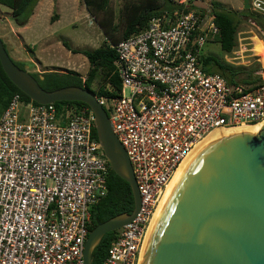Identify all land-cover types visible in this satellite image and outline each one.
Here are the masks:
<instances>
[{
  "label": "built area",
  "instance_id": "built-area-1",
  "mask_svg": "<svg viewBox=\"0 0 264 264\" xmlns=\"http://www.w3.org/2000/svg\"><path fill=\"white\" fill-rule=\"evenodd\" d=\"M249 3L264 17V0ZM205 16L166 11L139 33L108 41L122 88L97 98L127 152L141 207L100 264H139L163 194L199 143L264 122L263 61L249 90L208 72L202 49L220 30L213 13L202 24ZM95 129L88 109L60 113L13 97L0 117V264H84L91 210L107 196L111 169Z\"/></svg>",
  "mask_w": 264,
  "mask_h": 264
},
{
  "label": "water",
  "instance_id": "water-1",
  "mask_svg": "<svg viewBox=\"0 0 264 264\" xmlns=\"http://www.w3.org/2000/svg\"><path fill=\"white\" fill-rule=\"evenodd\" d=\"M243 3L244 10H250L249 0ZM193 5L206 12L202 24L214 12L202 0ZM0 62L12 83L39 105L86 104L111 169L131 186L133 211L97 225L86 241L84 264H93L104 237L130 224L141 207L127 152L90 90L78 86L45 90L31 72L15 63L1 38ZM259 125L208 139L185 161L159 206L139 264H264V122Z\"/></svg>",
  "mask_w": 264,
  "mask_h": 264
},
{
  "label": "trees",
  "instance_id": "trees-1",
  "mask_svg": "<svg viewBox=\"0 0 264 264\" xmlns=\"http://www.w3.org/2000/svg\"><path fill=\"white\" fill-rule=\"evenodd\" d=\"M39 1L40 0H0V6H4L11 10L12 20L18 26H26ZM83 1L88 12L92 16L96 19L99 16L102 17L99 20V25L104 30V33L109 40L113 43H117L120 40L126 39L133 34L144 30L150 20L162 16L166 11L171 12L175 9L182 10L186 8L204 12V10L196 8L192 2L189 3V5L175 4L174 0H146L145 2L129 3L126 5V23L120 28L118 25L114 24V16L110 7L111 0ZM161 1L162 3H160ZM219 6V4L213 5L215 23L220 30L217 39L221 44L222 50L226 53H231L237 46V34L240 20H237L233 15L222 10ZM244 12L247 15V18L253 20L252 24L264 35V19H259L253 13H247V10H244ZM55 17L56 16L51 19L53 22L56 21ZM108 41H105L102 46L93 51L73 50L74 53L84 55L91 66L86 78L75 71L66 73L57 71L46 72L43 74L31 73L38 80L42 88L48 91L68 86H78L90 90L97 97L118 93L121 91L122 85L119 76L116 73L115 61L117 59V53L110 47ZM64 44L66 47H69L67 43ZM202 60L207 71L212 64L217 65L221 70L219 71L221 75L233 86H243L249 90L261 81V79L256 76L260 70V65L246 73L244 72V77L240 78V73L238 71L222 65L216 58L203 57ZM15 63L22 69H26L25 63L18 61H15ZM97 79L100 80V85L96 90L94 89V83ZM108 85L112 87L113 93H110L107 90ZM16 94L20 95L26 102L31 101V99L19 90L18 87L7 77L0 62V117L8 108ZM54 105L60 113L67 109H88V111H91L90 108L82 102H58ZM94 134L97 137L96 129L94 130ZM107 188L108 193L106 198L91 210V231L97 225L111 219L112 217L122 213H131L134 209V198L130 184L116 175L112 169H110ZM116 234L117 232L115 231L104 237L103 241L93 254V264H100L106 258L111 242Z\"/></svg>",
  "mask_w": 264,
  "mask_h": 264
},
{
  "label": "rangeland",
  "instance_id": "rangeland-1",
  "mask_svg": "<svg viewBox=\"0 0 264 264\" xmlns=\"http://www.w3.org/2000/svg\"><path fill=\"white\" fill-rule=\"evenodd\" d=\"M145 1L146 0H111L110 7L114 16V24L121 28V26H124L126 23V5ZM193 1L194 0H187L184 5H189V3H193ZM202 1L212 7L215 4H219L222 10H225V12H228L237 20H240L237 46L234 51L231 53L224 52L217 37L210 36L202 49L203 57L218 59L222 65L238 71L240 73V78L244 77V72L246 73L253 68L255 69L258 65H261L263 68L264 58L260 59L256 54L260 53L264 55V35L252 24L253 20L247 18L244 12L243 0ZM160 3H162V1ZM41 4L43 9V16L40 24L41 28L36 26V22H33L29 26H18L12 20L11 10L4 6H0V38L6 45L7 51L12 59L25 63L26 69L29 72L42 74V72L38 71L37 67H33V64L22 58V55H26L27 57L31 56L27 54L29 51L28 48H34L33 44L37 42L40 34L55 35V49H60L62 47L61 44H57L56 38H61L62 41L68 42L72 48L90 51L96 50L102 46L105 41L109 40L104 30L99 25V20L102 17L99 16L96 19L92 16L88 12L83 0H43ZM247 13L252 12L247 10ZM254 15L259 19H264L261 15ZM54 16H56L55 19L57 21L53 23L51 19ZM35 37H37V39H35ZM50 39H54V37L51 36ZM14 47L18 48L21 53L17 54L14 51ZM73 60L86 61L87 68L85 67L83 70L88 69V72L90 71L91 66L84 55L78 54L74 56ZM261 61H263V63ZM80 68L82 67L80 66ZM71 71L72 70L64 69V72ZM219 71L221 70L215 64H212L208 68V72L221 75ZM86 76L84 78H86ZM256 76L258 77V75ZM99 85L100 80L97 79L94 83V89L97 90Z\"/></svg>",
  "mask_w": 264,
  "mask_h": 264
},
{
  "label": "crops",
  "instance_id": "crops-1",
  "mask_svg": "<svg viewBox=\"0 0 264 264\" xmlns=\"http://www.w3.org/2000/svg\"><path fill=\"white\" fill-rule=\"evenodd\" d=\"M42 1L43 0H40L36 5L33 15L26 26H29L33 22H36V26L38 28H41L40 24H41V18L43 16V9L41 4ZM185 1L187 0H179V1L174 0V3L184 4L186 3ZM51 36L54 37V39H50ZM35 39H37V37H35ZM54 40H55V35L40 34L39 38L37 39V42L33 44L34 48L31 47L28 48L25 42L29 50L27 54L28 55L30 54L31 56L27 57L26 55H22V58L25 61L33 64V67H37L38 71L42 72V74L52 71L66 73L64 72V69H67V70L75 71L81 74L83 77H85L88 74V69L83 70V68L86 67L87 62L84 60H79V61L73 60L74 56L80 54V53H74L73 50H78V51L81 50L72 48L68 42L62 41L61 38H56V40L58 42L57 44H61L62 47L60 49H55ZM64 43H67L69 47H66ZM14 51L17 54L21 53V51H19L18 48L16 47H14ZM80 66L82 68H80Z\"/></svg>",
  "mask_w": 264,
  "mask_h": 264
},
{
  "label": "bare ground",
  "instance_id": "bare-ground-1",
  "mask_svg": "<svg viewBox=\"0 0 264 264\" xmlns=\"http://www.w3.org/2000/svg\"><path fill=\"white\" fill-rule=\"evenodd\" d=\"M260 125H257V126H253V127H251V128H258ZM243 128H250V127H243ZM239 129H241V128H239ZM235 130V129H234ZM229 131H233V130H228V131H225V130H219V131H216V132H213V133H211L206 139H204L203 140V142H201V143H199L197 146H196V148L193 150V152L202 144V143H204L206 140H208V139H211V138H213V137H215V136H217V135H219V134H222V133H225V132H229ZM192 152V153H193ZM192 153L189 155V157L192 155ZM188 157V158H189ZM187 158V159H188ZM186 159V160H187ZM185 160V161H186ZM185 161L183 162V164L185 163ZM182 164V165H183ZM182 165H181V167H182ZM180 167V168H181ZM180 168L178 169V171L180 170ZM178 171L176 172V174L178 173ZM176 174H175V176H176ZM174 176V177H175ZM174 179V178H173ZM173 181V180H172ZM172 181H171V183H172ZM171 183L169 184V186L167 187V189H166V191L164 192V194H163V197H162V200H163V198H164V196H165V194H166V192H167V190H168V188L170 187V185H171ZM162 200H161V202H162ZM161 202L159 203V205H158V207H157V210L155 211V213H154V216H153V218H152V221H151V223H150V225H149V227H148V231H147V234H146V238H145V240H144V244H143V247H142V252H141V257H142V254H143V250H144V246H145V243H146V239H147V236H148V233H149V230H150V228H151V225H152V223H153V220H154V218H155V216H156V213H157V211H158V209H159V206H160V204H161ZM141 257H140V260H141ZM139 263H140V261H139Z\"/></svg>",
  "mask_w": 264,
  "mask_h": 264
}]
</instances>
